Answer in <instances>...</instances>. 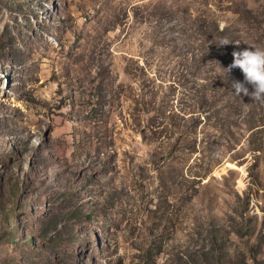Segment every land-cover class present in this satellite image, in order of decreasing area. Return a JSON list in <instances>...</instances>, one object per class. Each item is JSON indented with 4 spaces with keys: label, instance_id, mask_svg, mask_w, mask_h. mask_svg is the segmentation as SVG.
I'll use <instances>...</instances> for the list:
<instances>
[{
    "label": "rangeland",
    "instance_id": "rangeland-1",
    "mask_svg": "<svg viewBox=\"0 0 264 264\" xmlns=\"http://www.w3.org/2000/svg\"><path fill=\"white\" fill-rule=\"evenodd\" d=\"M250 45L264 0H0V264H264Z\"/></svg>",
    "mask_w": 264,
    "mask_h": 264
},
{
    "label": "clouds",
    "instance_id": "clouds-1",
    "mask_svg": "<svg viewBox=\"0 0 264 264\" xmlns=\"http://www.w3.org/2000/svg\"><path fill=\"white\" fill-rule=\"evenodd\" d=\"M221 41L220 43H227ZM232 60L224 70L238 67L242 79L232 80V90L238 96L247 95L252 100L264 103V46L250 45L233 50Z\"/></svg>",
    "mask_w": 264,
    "mask_h": 264
}]
</instances>
